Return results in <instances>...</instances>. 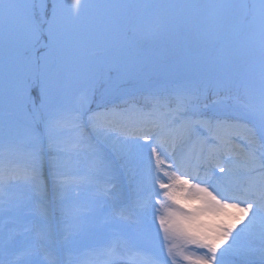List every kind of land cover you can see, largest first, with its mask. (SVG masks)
Listing matches in <instances>:
<instances>
[{"label": "snow or ice", "instance_id": "6c2138e0", "mask_svg": "<svg viewBox=\"0 0 264 264\" xmlns=\"http://www.w3.org/2000/svg\"><path fill=\"white\" fill-rule=\"evenodd\" d=\"M0 264H264V0H0Z\"/></svg>", "mask_w": 264, "mask_h": 264}, {"label": "rangeland", "instance_id": "374dc122", "mask_svg": "<svg viewBox=\"0 0 264 264\" xmlns=\"http://www.w3.org/2000/svg\"><path fill=\"white\" fill-rule=\"evenodd\" d=\"M219 211L220 210H216V212L214 213V215H216L218 217ZM234 217H235V213L231 214V216L226 221H222V223H231V222H233V218Z\"/></svg>", "mask_w": 264, "mask_h": 264}]
</instances>
